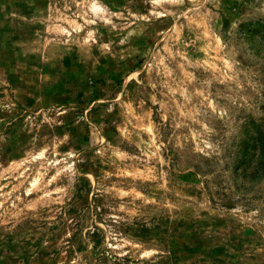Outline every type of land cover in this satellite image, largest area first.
<instances>
[{"label": "rangeland", "instance_id": "1", "mask_svg": "<svg viewBox=\"0 0 264 264\" xmlns=\"http://www.w3.org/2000/svg\"><path fill=\"white\" fill-rule=\"evenodd\" d=\"M252 135L264 0H0V264H264Z\"/></svg>", "mask_w": 264, "mask_h": 264}, {"label": "trees", "instance_id": "2", "mask_svg": "<svg viewBox=\"0 0 264 264\" xmlns=\"http://www.w3.org/2000/svg\"><path fill=\"white\" fill-rule=\"evenodd\" d=\"M246 144L247 145L244 147L242 163L245 165L249 164L253 158L259 157L260 164L264 165V142L258 137L252 135L249 137ZM262 169L263 173L260 176L264 177V168Z\"/></svg>", "mask_w": 264, "mask_h": 264}]
</instances>
